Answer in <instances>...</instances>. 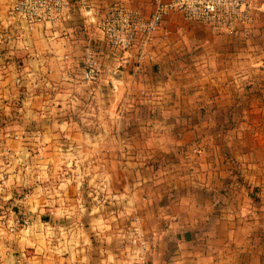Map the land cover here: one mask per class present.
<instances>
[{
    "label": "crops",
    "instance_id": "crops-1",
    "mask_svg": "<svg viewBox=\"0 0 264 264\" xmlns=\"http://www.w3.org/2000/svg\"><path fill=\"white\" fill-rule=\"evenodd\" d=\"M252 1L247 28L169 12L135 74L133 56L114 67L116 53L92 18L121 4L148 13L153 0H93L91 15L75 9L63 24L30 30L12 18L13 0H0V118L34 127L53 160H73L63 141L127 147L115 155L123 169L108 203L61 202L76 188L59 185L51 201L30 206L54 212L51 231L41 223L39 233L53 224L57 241L46 256L53 261L37 249L27 258L136 264L128 227L138 214L151 264H264V0ZM89 45L101 59L96 82L81 77Z\"/></svg>",
    "mask_w": 264,
    "mask_h": 264
},
{
    "label": "rangeland",
    "instance_id": "rangeland-1",
    "mask_svg": "<svg viewBox=\"0 0 264 264\" xmlns=\"http://www.w3.org/2000/svg\"><path fill=\"white\" fill-rule=\"evenodd\" d=\"M132 93L134 91L130 90L127 93L129 95L125 97L129 98ZM2 102L10 108L22 106L20 99H7ZM4 109V106L0 108ZM124 111L129 112L130 109ZM12 116L7 118L3 115L0 118V264H35L38 258H27L36 255L35 249L40 253L44 251V261L51 262L53 256H46L52 253V242L57 241V226L51 222L52 232H39L41 223L48 225L47 228L51 231L48 220H51L50 216L54 212L50 209L39 211L30 206H37V202L40 203L41 200L51 201L53 196L50 190L59 185L64 188H76L75 194L69 193L74 199L68 198L69 194H64L66 198L62 196L61 202L74 200L82 204L99 201L108 203L114 199L109 194L110 187L120 184L116 180V173L123 169L119 161H116L115 155L127 147L114 143L106 146H84L83 143L66 146L63 141L62 149L73 151V160H67L65 157L53 160L51 146L42 147L35 143L36 129L28 127L29 124L19 125V116ZM105 188L109 189L106 191ZM38 213L45 219L43 217L39 221ZM76 213L77 216L80 215ZM26 238L35 241L38 246L26 244ZM38 240H43L40 241L42 244L38 243ZM47 246H50V249H47Z\"/></svg>",
    "mask_w": 264,
    "mask_h": 264
},
{
    "label": "built area",
    "instance_id": "built-area-1",
    "mask_svg": "<svg viewBox=\"0 0 264 264\" xmlns=\"http://www.w3.org/2000/svg\"><path fill=\"white\" fill-rule=\"evenodd\" d=\"M93 0H13L12 18L23 29L59 25L71 19L75 9L91 15ZM252 0H153L148 13L124 4L107 7L98 18H92L110 50L115 52V68L128 63L133 56V71L139 73L155 31L169 12H179L186 19L207 23L218 29L248 27L253 20ZM66 56V55H65ZM84 81L96 82L102 70L101 59L92 45L85 52L81 66ZM114 68V69H115ZM113 70V69H112ZM16 82H20L17 76ZM112 87L116 86L112 83ZM128 227V241L136 247V264H151V237L141 225V216L134 214ZM71 264H89L73 260Z\"/></svg>",
    "mask_w": 264,
    "mask_h": 264
}]
</instances>
